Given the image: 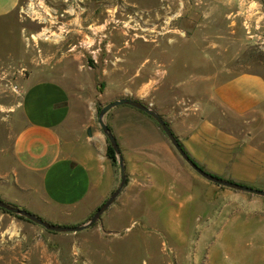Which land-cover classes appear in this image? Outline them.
Segmentation results:
<instances>
[{
	"label": "rangeland",
	"instance_id": "obj_1",
	"mask_svg": "<svg viewBox=\"0 0 264 264\" xmlns=\"http://www.w3.org/2000/svg\"><path fill=\"white\" fill-rule=\"evenodd\" d=\"M40 1L52 17L27 16L24 10L32 0H22L17 17L0 20V199L17 207L21 188L6 174L12 165L14 138L22 125L18 107L23 81L37 71H45L46 75L40 79H54L75 93L80 92L81 99H75L81 111L77 125L86 129L87 118L92 116L94 127H89L88 133L98 130L106 138V153L110 143L98 122L102 108L133 91L142 95L132 99L147 103L148 89L161 88L164 83L177 85L179 77L190 76L194 68L186 74L183 66L180 69L182 60L195 62L197 73L258 71L264 75V0ZM59 30L61 38L51 36ZM42 32L48 33L41 35L46 37L37 42L31 38ZM211 58L217 60L216 68L206 65ZM190 97L191 103L200 100L199 93ZM192 110L199 112L196 106ZM136 111L137 118L126 112L125 106L114 108L106 115V123L112 129L126 124L132 125L127 129L133 125L147 127L151 117ZM220 114L216 116L223 121L217 125L240 128V120L227 123L226 116ZM206 115L209 113L201 114ZM161 132L181 164L171 163L176 171L193 172L209 185L220 187L194 172ZM219 150L225 153L226 149ZM116 161L113 166L119 186L117 156ZM210 164L218 170L222 168L224 174L235 167L238 175L244 172L240 163ZM259 165L264 169V164ZM154 173L159 177L157 171ZM127 175V185L115 203L93 227L83 232H50L0 209V264H264L263 253H259L264 249L261 242L242 244L250 250L239 256L222 248L211 259L208 257L211 243L199 240L204 220L198 226L193 225V213L180 211L169 186L143 191L139 196L142 202L136 205L135 194L129 189L131 174ZM157 181L164 184L166 179ZM230 181L262 190L244 181ZM179 194L192 200L194 190L186 188ZM52 212L59 220L72 224L48 223L80 226L96 211L83 220L80 219L84 212L77 210L57 208ZM182 212L183 226H177L173 222L179 220ZM205 228L213 236L222 230L209 225ZM244 229L250 235L254 231L264 233V227ZM236 245L241 246L230 244Z\"/></svg>",
	"mask_w": 264,
	"mask_h": 264
},
{
	"label": "crops",
	"instance_id": "obj_2",
	"mask_svg": "<svg viewBox=\"0 0 264 264\" xmlns=\"http://www.w3.org/2000/svg\"><path fill=\"white\" fill-rule=\"evenodd\" d=\"M21 2L0 0V20L17 17ZM207 61L206 65L212 69L218 66L216 59ZM182 66L186 74L194 68L190 76L179 77L177 85L164 83L161 88L148 89L144 104L161 115L185 151L204 170L264 190V169L261 170L259 165L264 164V75L258 71L197 73L196 63L189 60H182L180 69ZM44 75L45 71L39 70L23 81L18 107L22 125L14 138L12 165L6 175L21 188L18 207L45 218L46 222L72 224L69 220H59L52 211L60 208L84 212L80 219L83 220L110 198L118 188V181L115 168L107 157L106 138L98 130L88 133V128L94 127L92 116L87 118L86 129L77 125L81 111L75 101L81 99L80 92L75 93L54 79H40ZM197 83L205 86L195 87L193 84ZM193 93H199L200 100L191 103ZM129 95L125 98H140L142 94L133 91ZM123 106L137 118V109ZM193 106L199 112H194ZM220 113L226 116L227 123L240 120V128L217 125L223 121L216 116ZM151 118H148L147 127L133 125L127 129L132 125L126 124L120 129L111 128L119 143L126 172L131 174L129 189L135 194L133 202L136 201V205L142 202L139 196L143 191L169 186L180 211L193 213V225L198 226L204 220L199 240L211 243L208 255L211 259L222 248L239 256L250 250L242 244L264 243V233L254 231L250 235L244 229L264 227V197L211 186L193 172L176 171L171 163L181 164L172 153L161 127L160 130L156 120ZM220 147L226 149L225 153L219 150ZM219 161L240 163L244 172L238 175L235 167L224 174L222 168L218 170L210 164ZM155 171L159 177L154 175ZM162 177L166 179L164 184L157 181ZM186 188L194 190L192 200L179 194ZM183 212L179 220L173 222L177 226H183ZM207 225L222 227V230L213 236L206 230ZM259 253H263L264 258V249Z\"/></svg>",
	"mask_w": 264,
	"mask_h": 264
},
{
	"label": "water",
	"instance_id": "obj_3",
	"mask_svg": "<svg viewBox=\"0 0 264 264\" xmlns=\"http://www.w3.org/2000/svg\"><path fill=\"white\" fill-rule=\"evenodd\" d=\"M131 106L139 111H142L152 117L156 122L159 124L165 135L168 137L178 154L181 156V158L191 167V169L196 172L198 175H200L202 178L206 179L207 181L214 183L216 185L231 188L234 190H238L241 192H246L253 195L263 196L264 197V191L258 190L249 186H245L242 184L235 183L233 181H229L223 178H220L214 174H211L204 170L199 164H197L185 151L169 125L164 121V119L161 117V115L154 110L153 108L145 105L144 103L133 100L130 98H123L117 101H114L112 103L107 104L102 108L100 111L98 122L101 126V129L103 133L106 135L110 145L112 146L117 159H118V165L120 167V173H121V182L118 186V188L115 190V192L110 196V198L95 212V214L90 218V220L83 225L80 226H58L51 223H48L44 221L42 218L37 216L36 214H33L25 209H22L20 207L11 205L9 203H6L0 199V209L9 212L13 215L23 217L39 226H42L46 230L50 232H56V233H79L83 232L85 230H88L89 228L93 227L103 216V214L115 203L116 199L119 197V195L123 192L125 186L127 185V172H126V166L125 162L120 150L119 143L117 141V138L114 136L111 128L106 123V115L114 108L119 106Z\"/></svg>",
	"mask_w": 264,
	"mask_h": 264
},
{
	"label": "built area",
	"instance_id": "obj_4",
	"mask_svg": "<svg viewBox=\"0 0 264 264\" xmlns=\"http://www.w3.org/2000/svg\"><path fill=\"white\" fill-rule=\"evenodd\" d=\"M48 11V12H47ZM50 10L43 4L42 1L40 0H32V3H30L24 10V13L27 15V16H35V19H38L39 17L37 16H40L42 17L43 16H48V17H52V13L49 12ZM46 33V35L48 34L47 32H42V33H39L37 35H32L31 38L34 40V41H38L39 39H42V37H46V35H43L41 36L42 34ZM61 35V32L60 30L57 32L54 33V35H51L52 37L56 38V39H59L61 38L60 37ZM50 36V37H51ZM19 91H16V93H18Z\"/></svg>",
	"mask_w": 264,
	"mask_h": 264
},
{
	"label": "trees",
	"instance_id": "obj_5",
	"mask_svg": "<svg viewBox=\"0 0 264 264\" xmlns=\"http://www.w3.org/2000/svg\"><path fill=\"white\" fill-rule=\"evenodd\" d=\"M107 157H108V159L112 162V164H113L114 166L117 165L116 154H115V152H114V150H113V148H112V146H111L110 144H109V146H108ZM3 211H4V210H3Z\"/></svg>",
	"mask_w": 264,
	"mask_h": 264
}]
</instances>
